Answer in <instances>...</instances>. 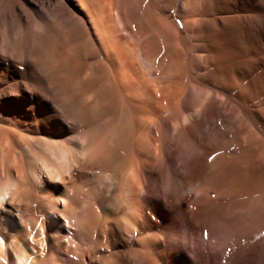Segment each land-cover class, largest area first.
<instances>
[{
	"label": "rangeland",
	"instance_id": "rangeland-1",
	"mask_svg": "<svg viewBox=\"0 0 264 264\" xmlns=\"http://www.w3.org/2000/svg\"><path fill=\"white\" fill-rule=\"evenodd\" d=\"M85 2L100 31L117 42L135 89L140 65L147 69L157 62L137 56L140 45L132 38L143 29L151 47L166 52L157 58L167 97L171 92L181 97L178 141L170 113L162 116L169 134L167 161L152 184L158 178L168 198L161 207L151 206L152 264H264V199L259 198L264 190V0ZM99 48L73 0H0V104L2 97L23 102L33 97L39 107L51 106L71 97L63 104L78 117L84 113L79 97H117L95 64ZM85 64L91 75L86 80ZM157 71L150 69L147 79ZM155 84L147 86L145 97H160ZM176 164L183 179H191L180 183L179 207L169 195ZM126 237H117L120 248L130 247ZM109 254L88 264H115Z\"/></svg>",
	"mask_w": 264,
	"mask_h": 264
},
{
	"label": "bare ground",
	"instance_id": "bare-ground-1",
	"mask_svg": "<svg viewBox=\"0 0 264 264\" xmlns=\"http://www.w3.org/2000/svg\"><path fill=\"white\" fill-rule=\"evenodd\" d=\"M73 1L95 31L101 47L95 64L114 84L117 97H79L84 113L78 117L63 104L71 97L40 107L33 97L28 102L2 97L0 189L9 198L0 202V240L5 241L0 243V264H88L109 254L110 245L109 255L120 264H152L151 228L156 225L151 206L168 198L158 178L152 184L167 161L169 134L162 116L170 113L178 141L181 97L179 92L167 97L159 60L166 52L152 48L143 29L132 38L140 45L137 56L147 62L155 57L157 62L147 69L140 65L141 82L135 89L123 53L115 50L117 42L100 31L86 0ZM84 66L85 80L90 79L88 64ZM153 68L158 71L150 81ZM150 83L157 84L160 97H145ZM177 141H172L174 158L179 155ZM182 180L189 184L191 179H183L176 164L169 190L176 207ZM260 194L263 200L264 190ZM122 233L129 248L119 246Z\"/></svg>",
	"mask_w": 264,
	"mask_h": 264
},
{
	"label": "snow or ice",
	"instance_id": "snow-or-ice-1",
	"mask_svg": "<svg viewBox=\"0 0 264 264\" xmlns=\"http://www.w3.org/2000/svg\"><path fill=\"white\" fill-rule=\"evenodd\" d=\"M8 198L9 197L6 195V193L2 189H0V202H3L5 200H7ZM4 207L6 208L7 205L5 204ZM0 215H2V213H0ZM0 243H5V241L4 240H0Z\"/></svg>",
	"mask_w": 264,
	"mask_h": 264
}]
</instances>
